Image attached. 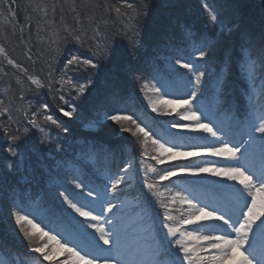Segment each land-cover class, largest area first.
<instances>
[{
  "label": "trees",
  "instance_id": "1",
  "mask_svg": "<svg viewBox=\"0 0 264 264\" xmlns=\"http://www.w3.org/2000/svg\"><path fill=\"white\" fill-rule=\"evenodd\" d=\"M18 1L25 6L14 8L11 0H2L8 19L0 21V108L6 109L0 111V250L9 258L24 247L22 233L12 232L8 226L11 208L39 205L42 213L46 212L48 225L56 226L67 218L63 213L58 221L63 208L54 196L57 189L64 191L61 185L67 186L81 175L100 187L97 174L104 168L114 174L129 158L144 165L150 153L140 137L131 132L118 135L120 125L113 123L104 124L97 132L83 127L100 124L105 110L123 108L135 113L126 110L135 100L132 105L143 109L140 112L145 114L148 128H155L156 118L142 108L138 88L152 79L160 82L162 76L163 80L174 77L165 74H172L162 62L168 54L187 62L188 44L213 38L206 49L208 55L197 59L200 71L208 68L209 79L199 101L211 104L209 95L216 90L217 77L223 71L229 85L225 94H219L221 103L227 110L235 106L244 113L247 86L240 79L236 61L242 46L256 50L264 46V0H94L104 23L106 51L80 52L92 59L95 67L68 65L71 56H76L73 51H80L78 47L61 54L54 51L56 36L49 33V21L42 19L44 26L48 25L44 27L41 16L30 13L26 0ZM205 3L218 13L219 25L210 21ZM189 31L193 34L190 38L186 36ZM229 60L230 74L226 70ZM30 77L40 85L33 84ZM80 85H88L83 94L78 92ZM61 108L75 111L66 117ZM47 116L56 123L46 120ZM88 157L94 159L98 171L92 172ZM138 181L136 186L141 187V174Z\"/></svg>",
  "mask_w": 264,
  "mask_h": 264
},
{
  "label": "rangeland",
  "instance_id": "2",
  "mask_svg": "<svg viewBox=\"0 0 264 264\" xmlns=\"http://www.w3.org/2000/svg\"><path fill=\"white\" fill-rule=\"evenodd\" d=\"M11 2L14 8H17L18 5L21 7L25 6L22 1L11 0ZM26 2L29 4L28 8L30 9L31 14L34 11V14L41 16L40 22L43 26V20L47 23L49 21V24H51L49 33H51L53 36H56V39L53 42L54 51H58L61 54L64 53L68 48L78 47L80 51H73V54L79 56L81 60L86 59L80 55V52L82 51H90L93 53L99 51L105 53L106 41L102 37L104 33V23L100 21L99 16L97 15V8L95 7L96 3L94 0H26ZM14 8L12 14L15 16ZM5 19H8V14L3 11V3L2 0H0V21ZM47 26L45 24L44 27ZM50 39L51 37H48V40ZM190 44L187 45V48L189 53L193 54V46H190ZM193 55L198 58L199 54L196 52ZM175 59H177V57L168 54L167 59L162 60L163 64L167 66L166 70L172 72V74H165H167L168 77H174H171L170 79L166 77L167 79L163 80L164 76L162 75L165 74L162 73V78L159 79L161 80L160 82L158 80L156 81L152 79V81L142 83V85H140L141 87L138 88L140 93V96L138 95V97H140V99L143 101L142 108L148 112V116L156 118L155 128H148V123L145 121L146 119L144 117L145 114L140 112L143 111V109L132 105L135 100L131 103L129 109H126L130 110L131 112L136 110L135 113H126L123 108L116 109V111L112 112L105 110L104 114L102 113V120L100 124L90 123L84 125L83 128L87 131L97 132L103 128L104 124H115L114 122L107 120L106 116L119 112V114L122 115L126 114L132 116L137 121V123L141 125V127H144L156 139L161 140V142L168 141L169 147H172L174 144L180 145L182 146L181 151H197L199 154L195 157H188L185 160H180L178 156L171 158L165 157L164 163L158 164L153 158L157 155V153L154 151L151 141H149V143L144 146L148 148L147 150L150 154L146 157V159L143 160L144 165H142V167L138 164V160L136 158H129V160L123 164V166L121 165L119 171L115 172L114 174H109L108 170L104 168L97 174V180L100 183V187H95V184L92 181L90 182L84 177L83 178L84 181L90 186V189H97L102 194L103 198V193L105 190H107L109 197L112 196L111 183L109 182L108 177L119 178L123 176L124 181L118 188L116 199L112 200L111 202L116 204L123 202L122 209L118 210L117 215L123 218V222L125 224L134 225L133 230L137 233L134 239L140 243H143V238L147 236L149 237L151 243L158 244L162 250L160 259L162 262H164V264H172L173 261H176L177 264H188V262L183 259V253L178 251V246L176 245V239L180 238L179 235L177 237H169L167 235V229L163 226L166 210L167 214L174 218V220L170 221V223L175 226L180 224L182 220L188 219L189 213L192 211L189 205L186 203H181L182 197H187L188 199L193 200V202L198 204L200 207H205V202H207L208 205H211L216 201H220L222 203L233 201L236 190L241 189L243 186L238 180H227L225 177L217 176L210 172L201 174V176L206 174L210 175V177L203 179L201 176L177 174L164 181L159 180L158 174H162L160 172L162 169L167 168L172 170L169 167L170 165H176L180 167L187 165H199L201 167L207 166L211 168L225 167L229 165L241 167L249 163V160L244 158H241L238 164L234 162H228L224 157L214 156L203 151V148L206 147H221L222 143L228 144L229 147L239 148L241 143L249 140V136L246 134L247 129L244 128L242 123H238V121H244L248 114L249 100L247 99V109L244 113L238 112V110L233 108L227 110L226 104H224V102L221 103V97L219 94H225L226 90L228 89V82L224 86V88L227 87L225 90H220L218 86H216L214 93H210L209 95L211 104L206 105L199 100H201L209 80L208 76H206L208 68L203 70V72H205V76L202 79L200 87L197 89L194 87L195 78L191 77L190 73L186 74V76H183L181 73L185 71L184 69H180L179 66H176L177 70L173 71L168 67V65L173 63ZM189 77H191V81H189ZM164 82H166V86H162ZM156 89H159V91L157 92ZM193 90H196L198 93V101H194V110L199 112L201 116V123L209 124L214 130H217L216 137H213L210 133L204 132L203 129L200 131L191 132L189 134L177 133L172 129L178 128L174 127V125H189L192 123L190 120L185 119V116L187 115V106L180 103L165 104L163 101L170 100L178 102L186 100L189 98V95ZM149 101L157 102L156 106L157 108L161 109V111H153ZM129 127L134 129L135 125L125 123L123 126V128ZM119 128L118 135H121L123 132H128L123 130L121 126ZM254 135L257 137L259 136L258 133H255ZM140 138L142 141V135ZM194 145L202 147L193 148ZM241 153L243 154V149L241 150ZM249 159H251V154L249 155ZM86 161L90 164L92 172L98 171V167L94 163L93 158L88 157ZM129 163L132 165V167L127 169V171H124L126 165ZM254 163L255 167L258 169V152ZM152 168H156L157 172H152ZM244 170L248 175H252V172L249 171L247 167L244 168ZM140 174L143 176V181L140 183V185H142L141 187L136 186L138 185V180H140ZM146 178H149L147 180V184L155 185L154 189H149L147 187V184L145 183ZM190 181L199 182L191 183ZM105 186H107V188ZM67 187L69 189L74 188L72 181L67 183ZM177 193H180V196H177ZM149 194H151L152 197H150ZM194 196L197 197V199H194ZM54 199L56 200L55 202H57L63 208V212L59 213L58 221L61 219V216H63V213L67 217L66 219H62L61 224L56 226L48 225V221H45L46 212L42 213V207H38L39 205H37L35 208H30L26 205V207L23 208V214H32L31 218L34 219L35 223L39 225V228L35 229V231L43 229L45 232H49L51 235L56 236L61 244L68 243L70 239L74 238L75 236H79L80 239L76 240L75 244L69 243V246H76L78 251L83 249V251H86L89 255L97 258L99 264H103V258L105 256L113 255V253L104 251V249H106L108 246L104 245L102 241H99V234L96 233L93 228L88 227L87 224H84V228L87 230L85 233L84 228H81L79 223L83 222L84 218L78 216L74 212H71V209L65 211V209H67V205L61 203L62 198H58L57 195H55ZM257 199L259 202L260 197H257ZM106 207V203L101 205L100 201H97V203L88 210H92L94 215L102 216L100 223H104L105 228L109 229L110 226L105 223V221L111 220L113 217L111 214L103 211V208ZM208 210L212 211L213 209L208 207ZM15 211H17L15 208H11L8 211L9 215L7 220L10 221L8 226H10L12 232H19V227L15 225V219L13 215ZM69 213H71V215H69ZM197 215L200 214L198 213ZM73 217H75V219H73ZM203 220L208 219H201L196 223L183 225V230L194 233V236H207V234L203 233L202 230H198L201 229V227H204L203 225L198 227V222ZM215 229V231H211V236L222 235L223 232L219 233L218 231L220 227H215ZM20 236V240L22 244H24V247L19 249L21 250L20 252H14V256L23 258L25 254L30 252L31 248L39 247L42 244L47 243L49 248L55 249L54 252H50L49 254L54 255L56 262L74 260L73 257H68L65 251L59 248L55 241H48L47 238H45L43 241L35 240L33 242L38 243L39 245L33 246V242L29 244L26 239H23L22 234ZM93 236L95 237V242L88 243V241H92ZM81 241L85 242L81 243ZM201 241L202 240L192 238L188 241V246L193 248L196 243ZM96 242H98V247L95 246ZM1 252L2 250H0V262H2V264H11L10 262L13 260L14 256L9 258ZM198 253L199 252L194 253L193 256L195 257V255ZM30 264H52V262L43 260V257H41L39 253H32L30 256ZM75 264H82V262L76 261ZM226 264H233V262L228 261Z\"/></svg>",
  "mask_w": 264,
  "mask_h": 264
},
{
  "label": "snow or ice",
  "instance_id": "3",
  "mask_svg": "<svg viewBox=\"0 0 264 264\" xmlns=\"http://www.w3.org/2000/svg\"><path fill=\"white\" fill-rule=\"evenodd\" d=\"M129 8L132 7L131 4L127 5ZM204 9L210 18L212 24L219 25L218 13L212 9L208 3L203 5ZM118 11V9H117ZM192 33L189 31L186 36L192 37ZM213 38L203 37L197 43L193 40L192 53L198 52V58L193 54H190L187 62L185 58L181 57L175 59L173 63H170L168 67L173 71H176V66L180 69L186 70L185 75L190 73L191 77L195 78V88H199L202 82L205 72L200 71V65L197 63V59L203 60L208 52L206 49L210 47L213 43ZM68 65L73 64H84L95 67L92 59L81 60L77 56H72L68 60ZM237 71L240 75V79L244 82L246 87V95L249 100L248 104V114L242 123L244 128L247 129V135L249 136L248 141H244L240 144L239 148L229 147L228 144L222 143L221 147H211L203 148V151L214 155L224 157L228 162L239 163L241 158L249 160V163L241 166H225V167H201L199 165H187L184 167L170 165L169 169H162L158 174L160 181L168 180L177 174H186L189 176H201L203 173H214L217 176L225 177L227 180L239 181L243 186L241 189H237L235 193V198L231 202L222 203L216 201L211 205L205 202V207H200L198 204L194 203L193 200L187 197L181 198V203H186L192 209L189 213L188 219H184L178 225H173L170 221L174 218L167 214V210L164 216V228L167 229V235L169 237H177L176 245L178 246V251L183 253V259L188 262V264H226L228 261H232L233 264H264V46L259 50L254 49L251 45L242 46L240 50V56L236 61ZM227 73L231 72V61H226ZM189 77V81H191ZM33 84L40 85V81L36 78L30 77ZM91 82L89 81V84ZM227 83V75L225 72H221L217 77V86L220 90H223ZM166 86V82L162 84ZM88 85H80L78 92L83 94ZM158 92L159 89H156ZM197 91H191L189 98L182 101H163L165 104L180 103L187 106V115L185 119L190 120L192 123L189 125H174V127H188V128H202L204 132L210 133L213 137L217 136V130L206 123H201V116L198 111L194 110V101L197 98ZM0 101V105H2ZM150 106L153 111H161L157 108V102L149 101ZM47 108V105L44 106ZM0 111H6V109L0 108ZM72 111H65L64 108L60 109L66 117H72ZM46 120L56 123V121L51 116L45 117ZM106 119L120 125L125 131L132 132L133 135L140 137L142 135V144L145 146L151 141L154 151L157 153L153 157L157 163H164L165 157L174 156H186L195 157L199 153L197 151H181L180 145L168 146V141L161 142V140L156 139L149 131L144 127H141L137 121L129 115H122L117 112L116 114L107 115ZM35 125V120L32 122ZM125 123H130L135 125V128H123ZM67 131V129H65ZM258 133L259 136L254 134ZM258 142V143H257ZM202 146H193V148ZM243 149V154L241 150ZM11 150V149H10ZM258 152L259 156V168L255 167V159ZM251 154V159L249 155ZM132 165L129 163L126 165L124 171L130 169ZM248 168L252 172V175H248L244 168ZM152 172L156 173L157 169L152 168ZM243 177V179H240ZM203 179V177H202ZM111 183L112 196L109 197L107 190L102 194L95 188H91L84 181L81 175H76L72 184L73 189H69L66 185H61L64 191L57 189V197L62 198L61 203L67 205L71 212H74L80 217L84 218L83 222H79L81 228H84V224L91 227L99 234V241H102L104 245L108 247L104 251L113 253V255L105 256L103 258V264H164L161 261L160 256L162 253L161 247L158 244H153L150 242L149 237L145 236L143 238L144 242L140 243L134 237L137 233L133 230V224H125L123 218L117 215L118 210L122 209L123 202L120 204L112 203L111 201L116 199V193L119 186L123 183V176L119 178L108 177ZM191 183H196L199 181H190ZM147 184V180H145ZM222 183V182H221ZM107 188V186H105ZM149 189H154V184H147ZM79 190V191H76ZM67 193V194H66ZM180 196V193H177ZM260 197L258 202L257 197ZM194 199L197 197L194 196ZM97 201H100L101 205L107 204L106 208H103L104 212L112 215L111 220H106L110 228L106 229L104 223H100L102 216L94 215L92 210H88L90 207L94 206ZM14 212L15 225L19 227V232L22 233L23 239H26L29 244L35 240L43 241L47 238L48 241H55L59 248L63 249L68 257H73L74 260H64L60 262L55 261L54 255H50V252H54L55 249L49 248L47 243L42 244L39 247L31 248L30 252L25 254L23 258L15 256L11 261V264H30V256L32 253H39L43 260L52 262V264H75L76 261L82 262V264H99L97 258L89 255L86 251L81 249L77 250L76 246H69V243H76L79 240V236H75L70 239L68 243L61 244L56 236L51 235L49 232H45L43 229L35 231L39 228V225L35 223L34 219L31 218V213L23 214L24 209L20 208ZM208 207L213 210L209 211ZM200 215H197V214ZM71 215V213H69ZM75 219V217H73ZM201 219H210L212 221L220 222V230L223 232L222 235H212V236H194L192 232H186L183 230V225L196 223ZM238 225V226H237ZM215 231V227L212 228ZM86 228L84 232L86 233ZM192 238L205 241L207 243V248L200 245L202 251L209 252L210 254L206 257L200 256L199 254L193 256L196 253V248L188 246V241ZM85 241H81L84 243ZM95 242V237L93 236L92 241L88 243ZM98 247V242L95 243ZM83 252V254H82ZM2 264V262H0ZM172 264H177L173 261Z\"/></svg>",
  "mask_w": 264,
  "mask_h": 264
},
{
  "label": "bare ground",
  "instance_id": "4",
  "mask_svg": "<svg viewBox=\"0 0 264 264\" xmlns=\"http://www.w3.org/2000/svg\"><path fill=\"white\" fill-rule=\"evenodd\" d=\"M187 125V124H186ZM174 131H176L177 133H183V134H186V133H191V132H195V131H200L202 130V128H195V127H192V128H188V127H178V128H172ZM178 158H180V160H185L186 156H178ZM201 177L203 178H208L210 177L209 174H206V175H202ZM243 179V177H241ZM259 197V196H258ZM203 225L204 227H201V229H198V230H202L203 233H206L207 236H211V231L213 227H220V222L218 221H212L210 219L208 220H203V221H200L198 222V227ZM219 233L222 232L220 229H218ZM223 234V233H222ZM206 242L205 241H201L199 243H196L193 248H196V252H199L198 254L200 256H208L210 253L209 252H206V251H202L201 248H200V245H203L205 248L206 247Z\"/></svg>",
  "mask_w": 264,
  "mask_h": 264
}]
</instances>
